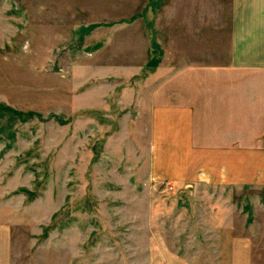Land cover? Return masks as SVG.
<instances>
[{"label": "rangeland", "instance_id": "374dc122", "mask_svg": "<svg viewBox=\"0 0 264 264\" xmlns=\"http://www.w3.org/2000/svg\"><path fill=\"white\" fill-rule=\"evenodd\" d=\"M217 13L218 0H0V224L12 264H149L157 250L264 264V178H156L140 112L154 75L216 66Z\"/></svg>", "mask_w": 264, "mask_h": 264}, {"label": "crops", "instance_id": "0c3cea01", "mask_svg": "<svg viewBox=\"0 0 264 264\" xmlns=\"http://www.w3.org/2000/svg\"><path fill=\"white\" fill-rule=\"evenodd\" d=\"M216 29L215 67L187 65L162 81L154 75L159 85L142 96L156 178L183 185L264 178L257 172L264 162V0H218ZM9 225L0 224V264H12ZM150 254L149 264H192L175 251ZM231 254V264H241Z\"/></svg>", "mask_w": 264, "mask_h": 264}]
</instances>
